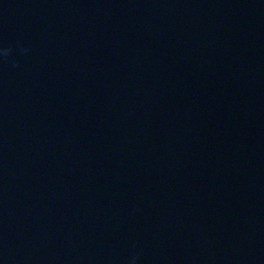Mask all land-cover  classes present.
Returning <instances> with one entry per match:
<instances>
[{
	"label": "water",
	"instance_id": "95a60500",
	"mask_svg": "<svg viewBox=\"0 0 264 264\" xmlns=\"http://www.w3.org/2000/svg\"><path fill=\"white\" fill-rule=\"evenodd\" d=\"M0 264H264V0H0Z\"/></svg>",
	"mask_w": 264,
	"mask_h": 264
}]
</instances>
